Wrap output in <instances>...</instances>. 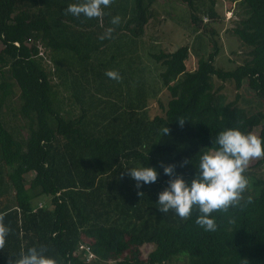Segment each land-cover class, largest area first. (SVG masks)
Returning <instances> with one entry per match:
<instances>
[{
	"label": "trees",
	"instance_id": "obj_1",
	"mask_svg": "<svg viewBox=\"0 0 264 264\" xmlns=\"http://www.w3.org/2000/svg\"><path fill=\"white\" fill-rule=\"evenodd\" d=\"M171 1L190 9L193 26L202 12L209 26L221 22L215 0H115L102 20L66 15L79 0H0V214L12 229L0 264L41 245L57 264H264V176L246 170L242 207L215 212V232L196 225L195 206L185 220L157 205L170 179L161 163L190 182L220 132L259 127L264 141V0H234L241 15L230 30L246 49L230 51L245 53L233 69L214 65L216 41L194 68L186 44L173 51L151 44L149 83L139 39L153 6ZM108 27L112 39L100 40ZM110 70L122 80L106 76ZM214 79L244 88V97L229 100ZM13 86L17 103L9 108ZM61 92L78 115L63 109ZM149 98L159 113L149 114ZM133 167L155 168L157 182L137 189ZM43 196L49 200L35 206ZM143 245L152 246L146 257Z\"/></svg>",
	"mask_w": 264,
	"mask_h": 264
},
{
	"label": "clouds",
	"instance_id": "obj_2",
	"mask_svg": "<svg viewBox=\"0 0 264 264\" xmlns=\"http://www.w3.org/2000/svg\"><path fill=\"white\" fill-rule=\"evenodd\" d=\"M115 0H79L65 9L66 15L76 18L102 20L106 15L105 9L110 8ZM120 16L112 17L110 24L118 26ZM114 27L105 28L99 36L100 40L112 39ZM110 79L120 82L122 77L117 71L105 73ZM183 126L184 119H179ZM170 129L164 128L165 135ZM218 145L200 157L198 174L190 182L175 172L176 165L161 167L164 174L169 176L168 187L159 193L158 209L162 213L173 211L181 219H190L191 214L198 210L199 215L195 223L206 232H215L218 224L213 218L215 212L228 213L232 208H241L244 202V193L248 189L249 181L245 175L246 169L252 160L264 157V141L255 134H247L238 129L222 131L213 142ZM190 163L184 160L181 167ZM128 175L136 181L137 189L144 184L156 183L159 178L158 171L153 167H133ZM144 195L142 192L139 193ZM251 202V197L248 198ZM12 232L10 226L4 224V215L0 214V250L6 246V239ZM48 249L41 245L39 248L31 247L26 252L21 251L19 258H10L9 264H57V261L45 253Z\"/></svg>",
	"mask_w": 264,
	"mask_h": 264
},
{
	"label": "rangeland",
	"instance_id": "obj_3",
	"mask_svg": "<svg viewBox=\"0 0 264 264\" xmlns=\"http://www.w3.org/2000/svg\"><path fill=\"white\" fill-rule=\"evenodd\" d=\"M215 9L221 15V22H217L212 25H208L211 19L202 12L198 13L201 17V23L199 27L195 28L190 20V9L185 4H180L177 1H171L167 3H159L153 6L154 19L146 27V34L139 39L138 43V52L143 64L146 66L145 74L150 77L149 83L155 81L156 79V70L153 67L147 56V50L154 49L151 47V44L155 47L154 50H164V51H173L181 45H187L190 49L186 65L188 68H194L197 57L201 54L207 55L212 51L213 41L217 42V48L219 49L217 56L214 60V65L217 67H222L223 69L230 70L233 69L237 64L243 61L245 57L244 51L240 54V57L235 54H230L231 50L237 51L239 54L241 49H246V46H243L238 38L231 34V28L233 27V20L238 19L241 15L240 6L234 0H215ZM208 3V2H207ZM207 6V4H206ZM204 6L203 10L206 8ZM229 11V12H227ZM207 20V21H206ZM214 28L217 31V35H213L209 30L205 28ZM197 32V34H196ZM199 34V35H198ZM203 34V35H202ZM207 36V41H205V36ZM215 37V40H214ZM2 46L0 45V48ZM241 58V59H240ZM215 86L222 85V92L227 96L229 100H232L236 95L240 94V97H244V88L239 90L235 89L232 82L226 81L222 82L214 79ZM152 84L149 85L151 87ZM14 87V86H13ZM17 94L18 89L14 87V97L11 100V105L9 108L15 107L17 103ZM167 93L165 90H162L157 97L160 100H166ZM60 98L62 99L63 109L70 110V116L78 115V109L75 105L71 106L67 100L66 93L61 92ZM248 98V97H247ZM242 105L246 103L241 102ZM149 114L153 115L154 113H159L160 111L157 108V101L154 98L148 99ZM259 127L255 128L251 133L255 134L258 137ZM258 160L250 161L246 170L250 171L255 176L263 177L264 176V165L256 166ZM33 174L26 175L27 178H30ZM48 197H41L38 200L34 201L35 206L44 204L43 202L48 201ZM152 246L143 245L141 246V254L143 257H146L148 252L151 250Z\"/></svg>",
	"mask_w": 264,
	"mask_h": 264
},
{
	"label": "crops",
	"instance_id": "obj_4",
	"mask_svg": "<svg viewBox=\"0 0 264 264\" xmlns=\"http://www.w3.org/2000/svg\"><path fill=\"white\" fill-rule=\"evenodd\" d=\"M32 176H30V178H31ZM30 178H28V179H30Z\"/></svg>",
	"mask_w": 264,
	"mask_h": 264
}]
</instances>
